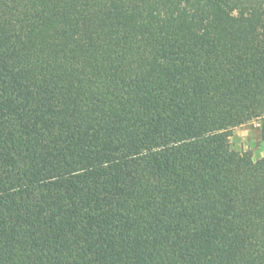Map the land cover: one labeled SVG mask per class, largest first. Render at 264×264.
I'll use <instances>...</instances> for the list:
<instances>
[{"label": "trees", "instance_id": "trees-1", "mask_svg": "<svg viewBox=\"0 0 264 264\" xmlns=\"http://www.w3.org/2000/svg\"><path fill=\"white\" fill-rule=\"evenodd\" d=\"M264 0H0V264H264Z\"/></svg>", "mask_w": 264, "mask_h": 264}, {"label": "rangeland", "instance_id": "rangeland-1", "mask_svg": "<svg viewBox=\"0 0 264 264\" xmlns=\"http://www.w3.org/2000/svg\"><path fill=\"white\" fill-rule=\"evenodd\" d=\"M231 147L241 152H249L254 159L264 157V141L259 138L258 123L252 122L232 130Z\"/></svg>", "mask_w": 264, "mask_h": 264}]
</instances>
